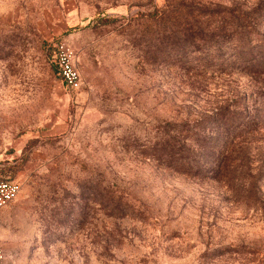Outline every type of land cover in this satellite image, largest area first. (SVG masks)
<instances>
[{
    "label": "rangeland",
    "instance_id": "374dc122",
    "mask_svg": "<svg viewBox=\"0 0 264 264\" xmlns=\"http://www.w3.org/2000/svg\"><path fill=\"white\" fill-rule=\"evenodd\" d=\"M164 1L0 0V177L21 185L0 211L5 264H264V206L149 155L164 120L192 121L206 105L162 65L179 59L158 44ZM61 38L76 90L52 62Z\"/></svg>",
    "mask_w": 264,
    "mask_h": 264
},
{
    "label": "trees",
    "instance_id": "16d2710c",
    "mask_svg": "<svg viewBox=\"0 0 264 264\" xmlns=\"http://www.w3.org/2000/svg\"><path fill=\"white\" fill-rule=\"evenodd\" d=\"M158 13L163 24L159 47L179 57L166 59L163 67L206 105L192 121L164 120L158 148L150 157L164 170L200 182L216 181L262 208L264 1L246 9L215 10L194 0H165ZM217 39L224 47L209 46ZM186 52L195 60L181 58ZM242 75L253 82L243 90L236 84Z\"/></svg>",
    "mask_w": 264,
    "mask_h": 264
},
{
    "label": "built area",
    "instance_id": "2783aa9c",
    "mask_svg": "<svg viewBox=\"0 0 264 264\" xmlns=\"http://www.w3.org/2000/svg\"><path fill=\"white\" fill-rule=\"evenodd\" d=\"M52 46V62L58 78L67 87L76 90L81 86V77L76 67V54L65 39H55ZM21 191L20 182L11 177H0V211L15 200ZM4 250L0 245V264H5Z\"/></svg>",
    "mask_w": 264,
    "mask_h": 264
},
{
    "label": "crops",
    "instance_id": "0c3cea01",
    "mask_svg": "<svg viewBox=\"0 0 264 264\" xmlns=\"http://www.w3.org/2000/svg\"><path fill=\"white\" fill-rule=\"evenodd\" d=\"M52 41H54V40L52 39L51 42H52ZM60 82H61V80H60ZM62 83H63V82H62Z\"/></svg>",
    "mask_w": 264,
    "mask_h": 264
}]
</instances>
